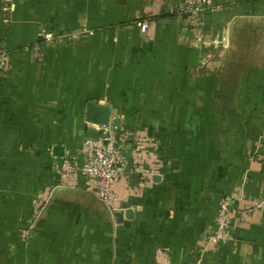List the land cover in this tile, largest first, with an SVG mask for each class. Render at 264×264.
<instances>
[{
	"label": "crops",
	"instance_id": "0c3cea01",
	"mask_svg": "<svg viewBox=\"0 0 264 264\" xmlns=\"http://www.w3.org/2000/svg\"><path fill=\"white\" fill-rule=\"evenodd\" d=\"M217 1L191 18L178 0H0V264H264V211L237 213L230 241L201 239L221 196L237 211L264 196V0ZM40 32L65 35L38 61L25 46ZM89 101L155 162L129 163L116 211L54 187L53 156L96 132Z\"/></svg>",
	"mask_w": 264,
	"mask_h": 264
},
{
	"label": "built area",
	"instance_id": "2783aa9c",
	"mask_svg": "<svg viewBox=\"0 0 264 264\" xmlns=\"http://www.w3.org/2000/svg\"><path fill=\"white\" fill-rule=\"evenodd\" d=\"M221 7V3L217 0H178L177 11L193 18L197 14L214 12ZM138 26L144 32L148 27L147 20L140 21ZM86 32L89 35L93 34L90 30ZM64 35L63 32L59 34L40 32L37 35L39 41L26 45L25 49L31 52L35 60H42L44 53L41 46L52 44ZM10 59V53L4 48H0V74L9 71ZM94 128L96 130L94 135L84 136L79 153H72L66 149L58 157L53 156L55 161L51 164V169L56 174L54 187L75 188L81 186L83 189L91 191L110 211H116L120 208L119 202L122 199L121 194L117 191V186L128 173L131 174L128 170L129 163L132 162V165L133 163L135 165L132 174L138 175L135 173L136 170H141V173L144 174L143 171L147 168L144 167L145 163L149 166L147 171L155 170V162L150 164V161L143 160L138 149H132L127 153L126 146L131 134H128L123 128L118 114L110 112L108 121L95 123ZM153 174H157V172L154 171ZM48 191L38 193L34 198L30 214L18 230L21 240H26L34 229L47 203ZM238 199L236 194H226L218 199L212 225L201 236L203 245L207 249H212L218 244L233 239L237 213L243 214L245 210L251 208L264 211V196L254 199L247 209L240 208L237 211L234 201Z\"/></svg>",
	"mask_w": 264,
	"mask_h": 264
},
{
	"label": "water",
	"instance_id": "95a60500",
	"mask_svg": "<svg viewBox=\"0 0 264 264\" xmlns=\"http://www.w3.org/2000/svg\"><path fill=\"white\" fill-rule=\"evenodd\" d=\"M110 115L109 106H96L93 102L89 101L86 105V119L87 121L93 120L96 123H105L108 121Z\"/></svg>",
	"mask_w": 264,
	"mask_h": 264
}]
</instances>
